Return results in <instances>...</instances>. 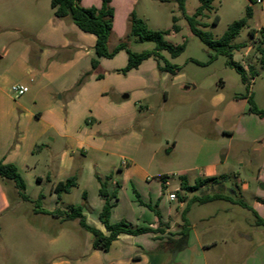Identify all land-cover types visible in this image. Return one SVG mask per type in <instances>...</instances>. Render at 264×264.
<instances>
[{
	"label": "crops",
	"instance_id": "obj_1",
	"mask_svg": "<svg viewBox=\"0 0 264 264\" xmlns=\"http://www.w3.org/2000/svg\"><path fill=\"white\" fill-rule=\"evenodd\" d=\"M190 1H186L185 9L188 15H193L200 0L193 10L189 9ZM166 4L179 8L177 0H111L115 16L110 50L126 37L132 13L150 28V22L154 19L156 24L159 18L150 16L148 7ZM81 5L101 7L102 0H82ZM251 9L254 17L255 11ZM174 12L167 13L166 23L174 18L179 21ZM54 14L45 19V25L36 35V51L26 47L10 66L0 65V163L18 168L28 196V200H24L13 181L0 177V215L8 214L6 221L16 229L36 231V227L25 220L28 212H25L23 201L35 202L37 207L33 214L50 217L53 223L59 222L60 227L68 221L49 213L81 206L83 215L87 216L86 223L108 234L100 221L89 220L86 206L93 208L92 214L99 217L104 203L98 177L111 176L110 193L120 185L127 192L126 198L119 196L115 202L111 223L127 221L151 232L141 236L122 234L108 252L93 248V258L86 264H209L206 256L193 259L186 256L191 241L185 251L174 255L172 242L181 238L185 225L183 211L195 196L190 193L181 200L178 196L180 186L169 192L166 174L151 172L156 163L165 165L158 159L161 143L155 144L153 138L161 140L164 122L170 119L173 122L169 114L161 112L170 100L169 88L178 84L181 97L191 90L184 82L186 77L182 69L179 67L180 71L172 75L156 67L150 58L137 69L124 73L128 64V54L124 50L113 58L98 59L99 66L94 69L96 37L82 32L70 19H58ZM11 54L4 49L0 60L9 59ZM13 85L27 86L29 92L15 97L9 91ZM237 99L226 105L221 118L239 113L258 117L250 112L245 97ZM211 103L214 108L220 107L224 98L213 97ZM239 103L241 108L236 107ZM163 139L173 153L179 142L172 141L171 145L168 137ZM198 151V160L207 161L206 151L200 147ZM224 164L215 156L213 162L199 170L195 181L227 176L219 170L225 168ZM71 177L77 178L78 187L58 197L55 188ZM171 194H176L177 199L172 201ZM73 195L76 202H67ZM12 202L16 203L15 207ZM195 204L199 203L189 206L186 216L189 226L191 208ZM3 227L0 224V234ZM57 242V238L52 240L54 246ZM158 247L161 255H146ZM102 251L106 254L103 258ZM56 262L53 263L61 264ZM239 263L264 264V246L256 255Z\"/></svg>",
	"mask_w": 264,
	"mask_h": 264
},
{
	"label": "rangeland",
	"instance_id": "obj_2",
	"mask_svg": "<svg viewBox=\"0 0 264 264\" xmlns=\"http://www.w3.org/2000/svg\"><path fill=\"white\" fill-rule=\"evenodd\" d=\"M197 4V0H191L189 9L193 10ZM248 6L253 8L255 16L234 41V45L246 46L235 51L233 57V61L248 72L250 68L257 72L254 77L248 74L247 84L243 82L240 72L228 65L227 57L219 55L211 60L215 52L191 33L186 17L178 7L168 4L148 7L150 16L159 18L156 24L154 19L150 22V29L170 30L171 33L166 36L167 41L175 45L185 43V50L180 56L173 58L167 51L161 52V55L182 69L186 77L184 82L191 88L184 97L178 91V84L169 88L170 100L161 112L169 114L168 117H172L173 122L171 119L164 122L161 140L152 137L155 144L161 143L158 159L165 165L158 166L156 163L157 166L151 172L166 174L170 183L169 192H173L180 186L181 175L187 177L192 186L195 185L199 170L213 162L216 156L225 162V168L219 169L220 172L227 173L225 181L222 180L225 187L209 184L207 188L192 195L200 197L222 193L246 205L243 207L217 200L192 206L188 229L191 247L186 256L190 259L206 256L209 264H214L215 260L219 261L218 264H241L239 261L256 255V251L264 246V225L258 222L260 219L264 221V116L239 113L224 119L220 117L228 103L248 96L264 112V64L259 51L262 47L261 32L264 29V0L261 3L256 0L216 1L214 9L202 18V22L206 24L202 30L210 32L214 39H220L233 22L246 17ZM174 10L179 18L176 23L181 29L179 32L173 31V20L169 23L165 21L167 13ZM53 14L51 0H0V57L4 49L12 53L9 59L0 60V65L10 66L13 59L22 54L26 47L36 51V35L45 25V19ZM216 16L220 20L214 25ZM251 29L258 31L255 37L251 36ZM129 49L134 53L154 51L155 44L132 40ZM152 61L156 67L164 65L156 58ZM218 96L224 98V103L214 108L211 99ZM241 105L239 103L236 107L241 108ZM167 137L171 140V145L172 141L179 142L173 153L169 152L171 146L163 139ZM199 147L206 151L207 161L198 160ZM125 194L127 192L122 185L118 186V198H126ZM67 202L74 204L75 196L67 198ZM94 202L92 200L93 206ZM23 203L25 212H28L25 220L35 226L36 231L16 229L6 221L8 214L0 215V224L4 226L0 234V264H55L54 260L61 264L90 262L95 252L93 236L78 224L79 221H68L60 227L59 222L53 223L50 217H36L33 214L37 207L35 202ZM15 206L16 203L12 202V207ZM86 208L90 212L89 220L100 223V215L97 218L92 214L93 208L88 205ZM15 218L13 219L16 220ZM21 221L17 222L22 223ZM55 238L59 241L56 246L52 243ZM215 241L218 242L217 245ZM207 244L210 247H200ZM155 253L162 254L159 247L146 255L154 256ZM100 255L103 258L106 254L102 251Z\"/></svg>",
	"mask_w": 264,
	"mask_h": 264
},
{
	"label": "trees",
	"instance_id": "obj_3",
	"mask_svg": "<svg viewBox=\"0 0 264 264\" xmlns=\"http://www.w3.org/2000/svg\"><path fill=\"white\" fill-rule=\"evenodd\" d=\"M82 0H51V7L54 9V15L58 19H70L82 32L92 34L96 37L95 51L97 59L92 61L93 67L98 68L100 58H113L116 53L120 51H126L128 54V64L123 70V72H128L134 69H137L144 61L150 58H156L159 63L164 65L160 66L162 71L169 72L172 75H176L180 68L174 66L169 61L164 59L161 55V52L167 51L173 58L180 56L185 50V43L182 45H175L166 40L171 31L170 30H152L148 27L146 22L140 19L135 13H132L128 20V33L126 37L120 41L117 46L110 50L109 42L113 34L114 27V16L115 11L111 6V0H102L101 7H91L85 8L81 5ZM187 0H177L179 9L183 12L186 17L191 33L201 39V41L208 46L211 50L215 52V55H212L211 60H214L217 56H225L229 59L228 65L232 68L237 69L242 75L243 82L248 83V74H251L253 77L257 75V72L250 68L249 72L242 66L238 65L233 61L234 52L239 51L244 48L246 45L238 44L234 45V41L240 36L242 31L248 27L249 20L253 17V12L251 7H247L246 17L233 22L224 33L220 39H214L213 35L210 32L203 31L202 28L206 27V24L202 22V18L206 16L207 12H210L214 9V3L219 0H200V6L196 12L189 16L186 14L185 3ZM220 18L216 16L213 24H218ZM174 32H179L181 29L176 25L178 19L174 18ZM258 31L255 29L250 30L252 37H255V34ZM262 35V47L259 48L261 53V62L264 64V29L261 32ZM138 41L141 43H154V51H144L141 53H134L129 49V43L132 41ZM249 86V85H248ZM248 100L250 107V112L256 114L260 117L264 116L262 112L253 102L251 96L245 97ZM18 168L13 165H4L0 163V177L4 179L11 180L18 187L19 194L24 200H28L26 195V186L23 182L21 175L18 173ZM227 176H222L220 178H207L197 180L195 185H190L187 177L181 176L180 179V191L178 196L183 200L186 194L194 193L199 191L203 186L206 185H220L225 187L224 182ZM112 177L108 176L105 178L98 177L100 183V196L103 199V209L100 214L101 224L104 225L108 234L101 232L100 230L89 226L86 223V218L83 215V207H70L68 211L61 212L55 211L49 213L52 216L57 218H62L64 221H72L79 219L81 227L86 231L90 232L93 235V248L103 250L108 252L112 244L119 238L122 234L127 235H140L151 232L148 228H136L127 221H121L117 224L110 222V217L112 215V210L116 205L118 200L117 188L114 189L112 193L109 191V182ZM223 180V181H222ZM77 178L71 177L64 183H59L55 188V193L60 197L62 193H69L71 190L77 186ZM183 193V195H182ZM225 200L232 202L234 204H239L243 207L246 205L243 202L235 201L230 196H225L222 193H217L213 195H203L195 196L190 199L187 203L186 208L183 211V221L185 225L181 230V238L177 241L172 242L174 244L173 251L174 253L181 252L186 249L188 246V229L189 224H187V213L189 211V206L194 203L206 204L209 202ZM264 204V200L262 201ZM156 215L160 217V214L155 211ZM259 224L264 225L263 220L258 221Z\"/></svg>",
	"mask_w": 264,
	"mask_h": 264
},
{
	"label": "built area",
	"instance_id": "obj_4",
	"mask_svg": "<svg viewBox=\"0 0 264 264\" xmlns=\"http://www.w3.org/2000/svg\"><path fill=\"white\" fill-rule=\"evenodd\" d=\"M257 3H261V0H256ZM9 91L12 95H14L15 97H20L21 95H24L26 93L29 92V87L24 86V85H13L9 88ZM123 165H126V163L124 162ZM170 199L172 201L177 199V195L176 194H171L170 195Z\"/></svg>",
	"mask_w": 264,
	"mask_h": 264
}]
</instances>
